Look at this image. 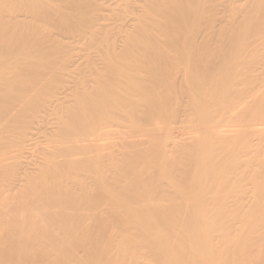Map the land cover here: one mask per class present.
<instances>
[{
	"label": "bare ground",
	"instance_id": "bare-ground-1",
	"mask_svg": "<svg viewBox=\"0 0 264 264\" xmlns=\"http://www.w3.org/2000/svg\"><path fill=\"white\" fill-rule=\"evenodd\" d=\"M0 264H264V0H0Z\"/></svg>",
	"mask_w": 264,
	"mask_h": 264
}]
</instances>
